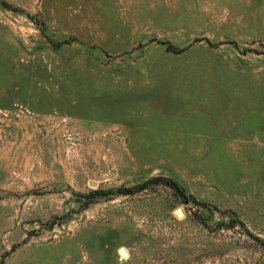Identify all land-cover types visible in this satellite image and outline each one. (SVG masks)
<instances>
[{
  "label": "rangeland",
  "instance_id": "1",
  "mask_svg": "<svg viewBox=\"0 0 264 264\" xmlns=\"http://www.w3.org/2000/svg\"><path fill=\"white\" fill-rule=\"evenodd\" d=\"M0 2V264H264V0Z\"/></svg>",
  "mask_w": 264,
  "mask_h": 264
},
{
  "label": "trees",
  "instance_id": "2",
  "mask_svg": "<svg viewBox=\"0 0 264 264\" xmlns=\"http://www.w3.org/2000/svg\"><path fill=\"white\" fill-rule=\"evenodd\" d=\"M0 3H1V2H0ZM1 5H2V6H5V7L7 6V5H6L5 3H3V2L1 3ZM157 181L165 182V183L168 182V181H165V180H157ZM171 184H172L173 186H175L177 190H179V186H178L177 183H172V182H171ZM183 196H184V195H183ZM185 198H186V197H185Z\"/></svg>",
  "mask_w": 264,
  "mask_h": 264
},
{
  "label": "water",
  "instance_id": "3",
  "mask_svg": "<svg viewBox=\"0 0 264 264\" xmlns=\"http://www.w3.org/2000/svg\"><path fill=\"white\" fill-rule=\"evenodd\" d=\"M120 254H121L123 257H125V258L128 257V254L126 253V251H125L124 249H120Z\"/></svg>",
  "mask_w": 264,
  "mask_h": 264
},
{
  "label": "crops",
  "instance_id": "4",
  "mask_svg": "<svg viewBox=\"0 0 264 264\" xmlns=\"http://www.w3.org/2000/svg\"><path fill=\"white\" fill-rule=\"evenodd\" d=\"M176 134H190V133L184 132V131H178V133H176Z\"/></svg>",
  "mask_w": 264,
  "mask_h": 264
}]
</instances>
